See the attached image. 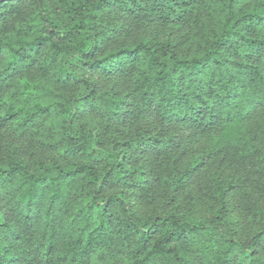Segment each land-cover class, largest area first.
I'll list each match as a JSON object with an SVG mask.
<instances>
[{"label": "trees", "instance_id": "1", "mask_svg": "<svg viewBox=\"0 0 264 264\" xmlns=\"http://www.w3.org/2000/svg\"><path fill=\"white\" fill-rule=\"evenodd\" d=\"M3 128L0 264H264V0H0Z\"/></svg>", "mask_w": 264, "mask_h": 264}, {"label": "rangeland", "instance_id": "2", "mask_svg": "<svg viewBox=\"0 0 264 264\" xmlns=\"http://www.w3.org/2000/svg\"><path fill=\"white\" fill-rule=\"evenodd\" d=\"M145 34L152 38H159L164 40H182L185 36L183 33L178 32L176 29L172 28H164L159 25H152L148 29L144 30ZM2 138V139H1ZM14 138L17 146L21 142L23 146V140H17L18 136H13L10 129L3 128L0 130V145H3L5 148V152L7 155L11 154V149L13 146L10 145V140ZM27 140H24V144H28ZM209 138H201L198 140H191L188 145V150L186 152L185 157L183 158L182 164H187L190 160L193 159L194 156L200 155L204 148L208 145ZM36 154L39 156L45 155L43 151H36ZM211 170H218L219 172L228 173L229 169L225 166L220 165L219 162L207 164L204 167L203 175L201 180L205 181V176ZM203 188V187H202ZM201 188V184L199 182L193 183L186 191L180 192L176 195L173 193H165L159 192L157 198L154 202L155 207H165L167 209H177L184 213L191 215L192 217H203L209 212L210 202H208L205 193ZM204 189V188H203ZM174 195V196H173ZM142 203V202H141ZM232 203H239V200L235 199ZM143 207H144V203ZM153 205V204H152ZM152 208V206H151ZM235 216L240 218L241 224L248 231L250 229L247 223V215L241 213V211H236L234 213Z\"/></svg>", "mask_w": 264, "mask_h": 264}]
</instances>
